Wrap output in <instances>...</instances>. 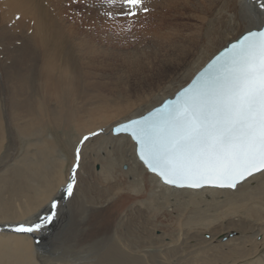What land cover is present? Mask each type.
Wrapping results in <instances>:
<instances>
[{
	"label": "bare ground",
	"instance_id": "1",
	"mask_svg": "<svg viewBox=\"0 0 264 264\" xmlns=\"http://www.w3.org/2000/svg\"><path fill=\"white\" fill-rule=\"evenodd\" d=\"M41 2L0 0L2 15L25 17L19 24L31 32L20 44L12 40L23 36L13 32L4 38L8 42L0 40V228L35 221L52 199L61 201L59 214L68 203L73 215L61 233L44 236L38 245L31 235L0 231V264H264V238L257 242L264 234V186L251 185L252 180L262 183L264 175L250 177L237 189L176 188L146 171L128 135L112 132L113 124L173 96L214 53L254 29L242 22L243 0H153L157 10L160 4L170 12L159 11L158 20L170 21L142 31L151 36L150 46L142 47L148 63L134 82L122 75L107 77L110 67L104 74L97 62L83 66L77 50L89 42L74 29L67 34L61 18L49 17L48 5ZM188 7L196 18L191 26L173 18L185 15ZM75 127L77 133L69 135ZM101 129L82 149L75 194L65 202L61 189L70 178L75 143ZM131 222L137 225L126 231ZM160 223L164 232L157 235ZM231 228L242 235L221 243L217 235ZM66 247L79 249L75 258L55 252Z\"/></svg>",
	"mask_w": 264,
	"mask_h": 264
},
{
	"label": "snow or ice",
	"instance_id": "2",
	"mask_svg": "<svg viewBox=\"0 0 264 264\" xmlns=\"http://www.w3.org/2000/svg\"><path fill=\"white\" fill-rule=\"evenodd\" d=\"M99 3L117 9L115 15L102 13L113 21L117 16L135 21L149 12L147 0ZM241 19L254 29L216 55L175 99L113 129L134 141L138 159L166 185L236 189L264 175V0H243ZM102 131L83 135L75 147L70 178L61 189L64 200L74 197L83 147ZM60 203L52 199L35 221L7 224L0 231L46 232L58 218Z\"/></svg>",
	"mask_w": 264,
	"mask_h": 264
},
{
	"label": "rangeland",
	"instance_id": "3",
	"mask_svg": "<svg viewBox=\"0 0 264 264\" xmlns=\"http://www.w3.org/2000/svg\"><path fill=\"white\" fill-rule=\"evenodd\" d=\"M42 1L43 2H41V4H44L45 6L48 5L46 8H48L49 11L46 13H48L47 15L49 17L53 16L52 18H55L56 16H58L59 18H61L60 19V22H61L60 27L64 28L66 26L64 31H66L67 34L71 30L73 31V29H74L75 31L80 32V34H81L80 37H84L89 42V44L85 43L83 45V48H80L79 50H77V57L80 59L81 62H83V66L87 67L86 63H88L89 61H93L94 63L97 62L96 64L101 66V70L103 72H104V69H107L106 67H110L109 70L107 69L109 76H107V75H105V76L111 77L114 79V78H117L115 76L122 75L124 78L123 80H128L127 78H129L131 82H134L135 81L134 79L137 80L141 76V74L143 75V72L147 69L146 63H148V59L146 57L148 54L144 53V51L142 50V47L147 46V48H148V45L150 46L149 39L151 36H146L145 34H143L142 31L145 28L146 29L152 28V29L157 30V28H159L158 27L159 25H165L167 23V21H170V20H166L167 18H163V19L158 20L157 13L160 14L162 11H164V13L166 12L169 14L170 12L163 9V6H161L158 3H157L158 4L157 5L158 10H157L155 5L153 7V0H149V1L147 0L146 6L149 8V12L145 15L141 14L139 16L140 18L138 17V19H136L135 21H130V20L121 18L119 16H117V18L114 21L111 19H106L102 14L103 11H105V10L111 11L115 15L117 12V9H106V7L104 5L99 3V0H42ZM3 8H4V6L1 3L0 4V9H1L0 10V40L2 42H8L9 40L4 39V38H9L8 37L9 32H13V33H17L18 37H20V35L23 36V37H21V39L17 38V39L12 40V42L14 44H20L25 39L26 33L31 34V32L26 30L22 24L21 25L19 24L20 21L23 20L22 18H25V17L18 15L20 17L19 20L16 19L17 16H14L13 18H7L4 15H2V13H3L2 9ZM186 10L187 9H185V11H184V12H186L185 15L179 14L182 16V18L179 17L178 14L174 15L173 18L176 21H178L179 23H181V24L183 23V25H185V26H191L193 23L196 22L195 21L196 18L194 17V15H193V13L189 7H188V10L187 11ZM50 11L52 12V14L50 13ZM159 11H161V12H159ZM151 12H153L155 16L153 15V13L151 14ZM171 13L173 14L174 12L172 11ZM141 16H145V17L141 18ZM64 23H65V25H64ZM67 24L69 27L67 26ZM19 25H20V27H17L16 29L14 28V26H19ZM148 26H150V27H148ZM154 26H155V28H153ZM67 28H69V30H67ZM30 29H31V26L29 27V30ZM3 33H6V34L3 35ZM74 34H75V32H74ZM144 35H145V38H144ZM141 37H143V38H141ZM236 38H237V36H236ZM236 38H234V39H236ZM147 42H148V44H147ZM90 43H92V44H90ZM95 48H97V49H95ZM94 49L96 51L95 53L93 51ZM72 50H74V52H75V44H72ZM142 53H144V55ZM87 56L89 57V59ZM94 56H95V59H94ZM35 58H36V56H35ZM9 60H11V59H9ZM30 63H32V62H30ZM89 64H91V63H89ZM116 68H117V70H116ZM136 68H137V70H136ZM104 74H105V72H104ZM157 76L158 75L156 73V76H154V77H157ZM187 82H189V81H187ZM187 82H185V84ZM119 85H120V83L118 84V86ZM118 112L121 113L122 111H118ZM127 112L128 111H126L124 113L122 112V115L126 114ZM114 125L115 124H113L112 126H114ZM97 131H100V130H97ZM76 133H77V130L75 127V131L72 132V134L69 133V135L74 136ZM124 136H126V135H124ZM124 136H121V137H124ZM72 139L69 141L71 142ZM94 139H95V137L91 138L90 141H93ZM78 143H79V141H77L75 143V145L77 146ZM62 151H65V150H63V149L61 150V154H64V152L62 153ZM66 154H67L66 156H68V152H66ZM101 155H102V153H101ZM127 165H128V163L122 164V166H121L122 170L127 171L129 168V165L128 166ZM95 167L97 170H100L101 169V163L100 162L95 163ZM69 169H70V167H69ZM146 171L148 173H150L147 170V168H146ZM259 175H261V174H259ZM132 178H133V176L131 175L130 180ZM261 178H260L261 181H263L262 183H259L260 182V181H258L259 179L256 181L252 180V182H251L252 187H254L255 185L264 186V177H261ZM256 182H257V184H256ZM100 185H103V183ZM104 187H105V185H104ZM105 189H106V187H105ZM235 192H233V193H235ZM253 192H255V191H253ZM224 196L225 195H223L221 197V200H224V198H225ZM79 199H80V196H79ZM65 202H66V200H65ZM64 205H65L64 211H62L61 214H59L58 218H57L58 221L63 222V226L61 228H59L55 222L54 223L55 225L53 224L52 226H50L48 231L43 232V233H39L40 236L35 241V242H38L37 245L40 244L41 241H43V238H45L47 236L52 238V236L55 233H61V231L63 230L62 228L70 222L71 216L73 215L72 214V212H73L72 208L68 207V203H64ZM175 215L176 214H173V216H175ZM62 216L67 221H64ZM87 217L89 219V215L82 217L83 218L82 223L88 221V219H86ZM163 220H164L163 226H164V224H166V226H167L169 223H166L167 221L165 218ZM226 220L227 219H224V221H226ZM140 221H142V219L139 217V219H137V222L139 223ZM220 221H223V220L221 219V220H219V222ZM131 223H133V225ZM131 223H129V225H127L128 228L126 227V231L132 232V230H133L132 227L134 228V226L137 225L136 222H131ZM159 225H160V227L157 228L156 233H157V235H162L161 233L164 232V229H163V226L161 223ZM172 225H174L176 227L177 223H175V221H171V226ZM174 226H173V228H171V227L167 228L166 231L173 230ZM224 232H229L230 234L226 235ZM207 233H209V232H206L205 236ZM222 233H219L217 235V238H219V239L222 238L221 243H226L227 241H229V239L234 238V237H240L242 235V231H240V229H237V228H231L228 231L227 230L223 231ZM225 236H226V238H224ZM209 237H210V235L207 238H209ZM263 238H264V234L260 233L259 235H257V239L258 240L260 239V240L259 241L257 239L256 240H257V242H260L263 240ZM33 240H35V239L33 238ZM193 243H195V240H191V244H193ZM34 245H35V243H34ZM35 247H36V245H35ZM86 247L87 246H84L80 249L83 250ZM259 248H262V246L260 245ZM76 251H79V249H77L76 247H74V248L66 247L63 250L57 249V251H55V252L59 253V254L64 253L65 256L68 255L71 258H75L76 257L75 256ZM149 251H152V249H149ZM40 254H43V250L40 251ZM82 255H86V252H79L78 253V256H82Z\"/></svg>",
	"mask_w": 264,
	"mask_h": 264
},
{
	"label": "water",
	"instance_id": "4",
	"mask_svg": "<svg viewBox=\"0 0 264 264\" xmlns=\"http://www.w3.org/2000/svg\"><path fill=\"white\" fill-rule=\"evenodd\" d=\"M245 33H246V31H245L242 35H240L238 38H236L235 40L230 41L226 46H224L223 48H221L217 53H215V54H214V55H213V56H212V57L206 62V64H205L203 67H201V69H200L199 71H197V73H196V74H195V75L189 80V82H187V83L184 85V87H181L180 89H178V90L175 92V94H174L173 96H169V97H167L162 103H160V104L157 105V106H154L152 109H150L149 111H146L145 113H143V114L140 115V116L133 117V118H130V119L126 120V121H123V122H121V123H118L117 125L113 126V128H112V132H113L114 127H116V126H118V125H120V124H122V123H126V122H128V121H130V120H133V119H140V118H142V117H144V116H147L151 111H154L157 107L162 106L166 101L175 99L176 95H177L181 90H183V88L189 86V85L191 84L192 80L195 79V77L199 74V72L203 71L204 68L207 67L208 63H210L211 60L214 59L216 55H219V54H220L225 48L229 47L231 43H234V42H236L238 39L242 38V36H243ZM113 135H116V134L113 132ZM137 157H138V156H137ZM142 164H143V163H142ZM145 167H146V166H145ZM147 170H148V169H147ZM149 172H150V171H149ZM161 181H162V180H161ZM162 182H163V181H162ZM238 186H239V185H238ZM238 186H237V187H238ZM205 187H209V186H205ZM176 188H177V187H176ZM185 188H187V187H185ZM203 188H204V187H203ZM215 188H219V187H215ZM188 189H202V188H188ZM221 189H230V188H221ZM236 189H237V188H236ZM206 236L208 237L209 234H206ZM224 238H226V236H225Z\"/></svg>",
	"mask_w": 264,
	"mask_h": 264
}]
</instances>
